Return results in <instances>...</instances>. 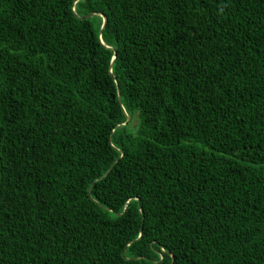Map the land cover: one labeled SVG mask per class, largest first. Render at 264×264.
Instances as JSON below:
<instances>
[{
  "label": "trees",
  "instance_id": "trees-1",
  "mask_svg": "<svg viewBox=\"0 0 264 264\" xmlns=\"http://www.w3.org/2000/svg\"><path fill=\"white\" fill-rule=\"evenodd\" d=\"M173 257L264 264V0H0V264Z\"/></svg>",
  "mask_w": 264,
  "mask_h": 264
},
{
  "label": "water",
  "instance_id": "water-1",
  "mask_svg": "<svg viewBox=\"0 0 264 264\" xmlns=\"http://www.w3.org/2000/svg\"><path fill=\"white\" fill-rule=\"evenodd\" d=\"M91 15H93V14H89V15H87V16H85V17H89V16H91ZM103 17H104V23H103V25H102V27H101V30H100V40L102 41V43L104 44V42H103V39H102V36H101V32H102V30H103V27L106 25V22H107V17L104 15V14H101ZM105 45V44H104ZM111 48V47H110ZM115 57V56H114ZM115 165V163H113V165L110 167V169L107 171V173L105 174V176L111 171V169L113 168V166ZM139 237H141V234L139 235ZM125 254V253H124ZM171 264H174V257H173V260H172V263Z\"/></svg>",
  "mask_w": 264,
  "mask_h": 264
},
{
  "label": "rangeland",
  "instance_id": "rangeland-1",
  "mask_svg": "<svg viewBox=\"0 0 264 264\" xmlns=\"http://www.w3.org/2000/svg\"><path fill=\"white\" fill-rule=\"evenodd\" d=\"M102 13H100V15H101ZM102 16V15H101ZM103 17V16H102ZM103 23H104V17H103ZM132 125H133V127H135L136 126V122L134 121L133 123H132Z\"/></svg>",
  "mask_w": 264,
  "mask_h": 264
}]
</instances>
